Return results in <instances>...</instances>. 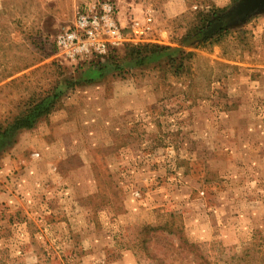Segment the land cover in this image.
<instances>
[{
	"label": "rangeland",
	"instance_id": "1",
	"mask_svg": "<svg viewBox=\"0 0 264 264\" xmlns=\"http://www.w3.org/2000/svg\"><path fill=\"white\" fill-rule=\"evenodd\" d=\"M240 1L0 0V133L65 89L0 146V264H264V11L208 33ZM105 2L121 55L180 46L187 70L75 85L114 47L71 58L58 37Z\"/></svg>",
	"mask_w": 264,
	"mask_h": 264
},
{
	"label": "trees",
	"instance_id": "2",
	"mask_svg": "<svg viewBox=\"0 0 264 264\" xmlns=\"http://www.w3.org/2000/svg\"><path fill=\"white\" fill-rule=\"evenodd\" d=\"M192 57V52H187L180 46L171 47L158 43L127 45L124 55H121L118 49L111 48L106 56L105 63L100 64L97 62L93 64V67H89V69H84L82 66L77 68L81 71V77L79 76L80 80H75L74 84L76 85L77 82L94 83L104 79V77L110 73L124 74L137 67L142 68L153 65L162 66L165 69H169L175 75H180L187 70V64ZM64 90V87H62V89L57 87L53 91V94L52 91H50L51 93L49 92L48 96L29 104L24 113L16 118L10 127H7L0 133V146L11 144L19 130L33 128L42 118L51 114L58 106V98L61 97V92H64ZM153 229L155 228L150 226L145 228L146 232L148 231L149 234H151L150 232H152ZM148 236L152 238L154 233ZM181 240V242L188 247H194V245L192 243L189 244L184 237ZM200 257L202 261H206L203 256ZM205 263L209 264L208 261Z\"/></svg>",
	"mask_w": 264,
	"mask_h": 264
},
{
	"label": "built area",
	"instance_id": "3",
	"mask_svg": "<svg viewBox=\"0 0 264 264\" xmlns=\"http://www.w3.org/2000/svg\"><path fill=\"white\" fill-rule=\"evenodd\" d=\"M115 13L114 5L108 2L103 3L96 13L82 11L77 18V31H66L59 35V47L71 58H76L94 51L105 54L108 44L114 48L121 46L125 37L115 19ZM131 28L138 38H142L152 31V18L144 22L133 21ZM105 35L108 39H105Z\"/></svg>",
	"mask_w": 264,
	"mask_h": 264
},
{
	"label": "water",
	"instance_id": "4",
	"mask_svg": "<svg viewBox=\"0 0 264 264\" xmlns=\"http://www.w3.org/2000/svg\"><path fill=\"white\" fill-rule=\"evenodd\" d=\"M264 11V0H241L237 7L224 16V20L216 22L208 33H213L222 28L225 23L244 21L253 13Z\"/></svg>",
	"mask_w": 264,
	"mask_h": 264
},
{
	"label": "crops",
	"instance_id": "5",
	"mask_svg": "<svg viewBox=\"0 0 264 264\" xmlns=\"http://www.w3.org/2000/svg\"><path fill=\"white\" fill-rule=\"evenodd\" d=\"M255 67V66H254ZM257 67H259V69H255V72H263L264 73V66H257ZM239 69V68H238ZM240 69H242V68H240ZM244 69V68H243ZM242 69V70H243ZM251 76H252V74H251ZM250 77V76H249ZM251 78H254V77H251ZM255 80V82H258L259 83V80L257 79V78H255L254 79ZM226 112H227V116L229 115L230 117H231V119L232 120H235V119H237V116L238 115H236L235 113H236V110H233V108L231 109V108H229L228 110H226ZM239 129H241V132H243V131H245V130H247L246 129V127H240Z\"/></svg>",
	"mask_w": 264,
	"mask_h": 264
},
{
	"label": "flooded vegetation",
	"instance_id": "6",
	"mask_svg": "<svg viewBox=\"0 0 264 264\" xmlns=\"http://www.w3.org/2000/svg\"><path fill=\"white\" fill-rule=\"evenodd\" d=\"M221 20L225 21L224 18H222Z\"/></svg>",
	"mask_w": 264,
	"mask_h": 264
}]
</instances>
